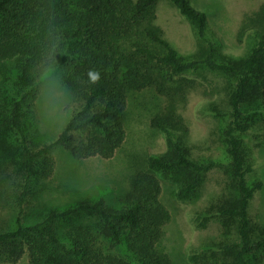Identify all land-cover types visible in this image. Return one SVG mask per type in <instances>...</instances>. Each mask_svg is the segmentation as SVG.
I'll list each match as a JSON object with an SVG mask.
<instances>
[{
	"label": "trees",
	"instance_id": "16d2710c",
	"mask_svg": "<svg viewBox=\"0 0 264 264\" xmlns=\"http://www.w3.org/2000/svg\"><path fill=\"white\" fill-rule=\"evenodd\" d=\"M157 2L0 0V262L15 263L26 254L29 264H173L159 247L171 219L160 200V179L173 184L176 200L187 201L216 165L193 159L185 146L189 127L181 109L197 86L187 73L200 67L233 81L216 110L227 116L224 169L234 193L222 194L209 209L235 221L236 235L211 255L223 264L264 260V226L248 209L264 182L248 183L253 166L242 137L257 121L264 128V4L237 29L238 43L252 38L253 44L231 58L217 54L206 38L205 11L189 0H169L203 43L199 56L185 59L155 22ZM49 67L68 93V119L54 139L40 142L35 102ZM89 70L100 73L98 84L88 83ZM146 89L160 99L149 124L163 136L165 149L134 157L118 204L101 196L62 208L41 204L40 219L26 221L28 204L53 174V150L62 148L74 159L111 158L125 139L127 92ZM201 258L205 254L188 255L193 264Z\"/></svg>",
	"mask_w": 264,
	"mask_h": 264
},
{
	"label": "rangeland",
	"instance_id": "374dc122",
	"mask_svg": "<svg viewBox=\"0 0 264 264\" xmlns=\"http://www.w3.org/2000/svg\"><path fill=\"white\" fill-rule=\"evenodd\" d=\"M198 10L207 13L208 38L224 57L243 56L253 44L252 38L242 43L236 41V33L243 18L258 9L264 0H189ZM155 22L162 28L164 36L185 59L199 56L203 43L199 41L195 26L184 18L169 2L158 0ZM197 80V86L187 94L181 109L189 127L185 146L193 159L213 160L216 165L205 172L200 187L191 199L178 201L172 196L173 184L160 179L161 202L168 208L171 219L164 226L159 247L167 252L173 264H193L188 260L191 253L205 254L202 261L208 264H223L212 254L219 251L220 244L232 240L236 235L235 221L209 209L224 193H230V178L225 169L228 156L225 152L222 131L227 116L219 114L223 88L232 84V79L222 72L200 67L187 73ZM69 100L68 93L53 67L42 75L40 91L35 109L39 117V141L54 139L64 123L67 113L64 106ZM160 99L150 89L127 92L125 110V139L111 158L90 157L74 159L62 148L53 150V174L43 182L42 191L35 202L28 204L24 218L33 223L40 219L41 204L46 207L62 208L77 201L103 197L108 204L117 205L119 193L127 189L134 157L159 153L165 149L163 136L154 130L149 119L154 104ZM248 163L253 166L248 174V183L260 179L264 182V128L257 121L242 134ZM249 215L253 222L264 226V184L254 193L249 204ZM204 224V225H201ZM214 257V259H213ZM215 262H214V261ZM29 264L24 254L15 263ZM258 264H264L262 260Z\"/></svg>",
	"mask_w": 264,
	"mask_h": 264
},
{
	"label": "clouds",
	"instance_id": "9594fccd",
	"mask_svg": "<svg viewBox=\"0 0 264 264\" xmlns=\"http://www.w3.org/2000/svg\"><path fill=\"white\" fill-rule=\"evenodd\" d=\"M89 84H98L100 81V73L95 70H89L87 73Z\"/></svg>",
	"mask_w": 264,
	"mask_h": 264
},
{
	"label": "crops",
	"instance_id": "0c3cea01",
	"mask_svg": "<svg viewBox=\"0 0 264 264\" xmlns=\"http://www.w3.org/2000/svg\"><path fill=\"white\" fill-rule=\"evenodd\" d=\"M1 263V262H0Z\"/></svg>",
	"mask_w": 264,
	"mask_h": 264
}]
</instances>
